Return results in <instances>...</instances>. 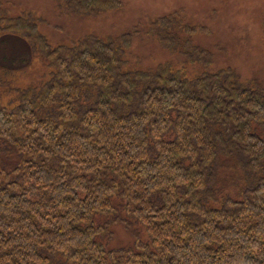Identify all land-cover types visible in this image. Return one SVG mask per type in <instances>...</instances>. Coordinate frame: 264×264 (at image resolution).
Returning a JSON list of instances; mask_svg holds the SVG:
<instances>
[{
	"label": "trees",
	"instance_id": "trees-1",
	"mask_svg": "<svg viewBox=\"0 0 264 264\" xmlns=\"http://www.w3.org/2000/svg\"><path fill=\"white\" fill-rule=\"evenodd\" d=\"M68 1L78 14L119 6ZM152 24L173 57L153 73L129 64L119 39L51 48L23 17L0 28L30 36L49 67L15 105H0V145L12 149L0 147V264H264V89L209 69L177 14ZM233 156L240 197L217 206V168ZM126 204L149 240L108 249L95 216Z\"/></svg>",
	"mask_w": 264,
	"mask_h": 264
},
{
	"label": "rangeland",
	"instance_id": "rangeland-1",
	"mask_svg": "<svg viewBox=\"0 0 264 264\" xmlns=\"http://www.w3.org/2000/svg\"><path fill=\"white\" fill-rule=\"evenodd\" d=\"M118 1L119 6L115 9L98 14H78L68 11V0H0V28L23 17L26 22L36 25L38 34L44 36L51 48H73L78 40L86 37L119 39L117 43L120 42L128 63L136 66L135 69L153 73L159 62L173 58L157 41L158 30L152 24L154 18L177 14L183 22L195 28L191 46H199L203 49L201 51L209 54L212 62L209 69L230 68L232 78L239 76L253 80L264 89V0ZM14 29H2L0 33V105L6 107L15 105L27 85L37 84L44 73L49 72L44 56L33 54L29 42L25 43L30 36ZM33 43H30L32 47ZM197 57L193 66L199 61ZM6 68L10 70L6 71ZM83 103L79 100V104ZM0 147L8 154L12 153L10 147ZM238 166L234 156L223 157L220 161L213 204L220 206L223 196L240 197V190L232 184L234 178L239 183L245 180ZM213 171L211 168L206 170V185L200 192L202 198L212 186ZM118 200L121 199L117 198V203ZM128 208L95 216L99 224L105 225L101 242L108 249L136 250L135 241L149 240L142 225L130 217Z\"/></svg>",
	"mask_w": 264,
	"mask_h": 264
},
{
	"label": "bare ground",
	"instance_id": "bare-ground-1",
	"mask_svg": "<svg viewBox=\"0 0 264 264\" xmlns=\"http://www.w3.org/2000/svg\"><path fill=\"white\" fill-rule=\"evenodd\" d=\"M90 105V104H89ZM122 108V107H121ZM4 140V139H3ZM247 164V163H246Z\"/></svg>",
	"mask_w": 264,
	"mask_h": 264
}]
</instances>
